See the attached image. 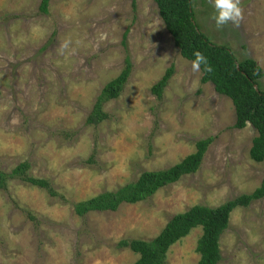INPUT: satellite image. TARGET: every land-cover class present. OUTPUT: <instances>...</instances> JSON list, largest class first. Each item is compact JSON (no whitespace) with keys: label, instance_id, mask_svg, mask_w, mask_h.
<instances>
[{"label":"rangeland","instance_id":"1","mask_svg":"<svg viewBox=\"0 0 264 264\" xmlns=\"http://www.w3.org/2000/svg\"><path fill=\"white\" fill-rule=\"evenodd\" d=\"M0 0V169L31 163L58 195L19 179L0 189V264H131L122 239L150 240L194 205L216 207L250 194L264 161L250 148L257 131L234 127L232 100L191 70L155 0ZM243 20L217 28L210 0H194L195 21L213 42L264 71V0H241ZM67 42V47L63 45ZM132 64L110 114L87 124L103 88ZM175 72L159 99L152 86ZM259 85L264 91V77ZM213 137L200 168L117 210L79 216L74 206L161 170ZM31 212L35 220L28 218ZM218 264H264V198L230 214ZM202 226L173 244L165 264H196Z\"/></svg>","mask_w":264,"mask_h":264},{"label":"trees","instance_id":"2","mask_svg":"<svg viewBox=\"0 0 264 264\" xmlns=\"http://www.w3.org/2000/svg\"><path fill=\"white\" fill-rule=\"evenodd\" d=\"M50 0H41V11H47ZM194 0H155L159 14L171 33L181 54L194 60V52L200 51L211 66V72H203L202 81L213 83L215 89L228 96L234 105L236 122L234 127L243 129L249 124L257 131L250 148V156L256 162L264 161V91L259 82L264 77V71L256 60L246 57L239 59L227 45L213 42L200 30L195 21L192 3ZM126 65L121 74L105 85L86 123L98 125L110 114L103 109L104 103L120 96L128 82L131 61L126 57ZM175 72L172 64L165 74L152 86V92L159 99ZM213 137L209 136L197 141L196 151L187 155L179 163L161 170H145L137 180L126 183L116 190H106L98 195L81 200L75 204L77 215L85 216L90 211H114L123 203H137L153 196L160 188L178 181L183 175L196 172L203 161ZM31 163L28 160L20 162L11 171L0 169V189L8 187L9 180L19 179L46 189L51 196L57 191L47 178L36 177L29 173ZM264 198V176L261 183L250 194L229 199L220 206L211 207L194 205L182 213L173 215L160 233L153 239H122L119 247H128L139 258L131 264H165L170 247L190 232L202 226L203 234L199 238L197 251L201 254L196 264H218L221 259L220 237L230 226V214L238 207H247L254 200ZM28 218L35 220L36 216L29 212Z\"/></svg>","mask_w":264,"mask_h":264},{"label":"clouds","instance_id":"3","mask_svg":"<svg viewBox=\"0 0 264 264\" xmlns=\"http://www.w3.org/2000/svg\"><path fill=\"white\" fill-rule=\"evenodd\" d=\"M213 8L216 27L222 28L231 22L235 26H239L243 20V8L241 6V0H210ZM67 47V42L63 45ZM195 59L191 63V70L194 73L200 72L201 65H204L205 72H211L212 68L208 64L207 58L200 52H194Z\"/></svg>","mask_w":264,"mask_h":264}]
</instances>
